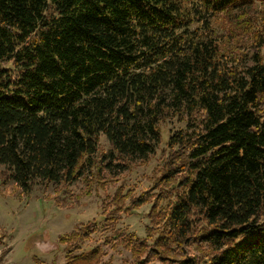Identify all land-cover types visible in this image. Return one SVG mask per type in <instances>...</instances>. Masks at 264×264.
Wrapping results in <instances>:
<instances>
[{
  "label": "trees",
  "instance_id": "16d2710c",
  "mask_svg": "<svg viewBox=\"0 0 264 264\" xmlns=\"http://www.w3.org/2000/svg\"><path fill=\"white\" fill-rule=\"evenodd\" d=\"M163 138L152 187L102 197V221L59 236L64 264H112L84 247L99 232L125 264H264V0H0V166L18 188L100 198ZM147 204L143 239L118 227Z\"/></svg>",
  "mask_w": 264,
  "mask_h": 264
},
{
  "label": "rangeland",
  "instance_id": "374dc122",
  "mask_svg": "<svg viewBox=\"0 0 264 264\" xmlns=\"http://www.w3.org/2000/svg\"><path fill=\"white\" fill-rule=\"evenodd\" d=\"M177 125L164 126V138L168 129ZM158 145L156 153L146 163L138 162L131 170L121 172L119 169L107 174L108 180H118L102 196L95 194L80 198L84 185L81 181L72 184L68 192L53 185L37 183L28 192L18 188L8 179L5 168L0 166V252L5 264H64L67 250L59 244L60 235L69 233L77 227L94 221H102L101 201L105 195H112L115 188L123 184L126 189H133L139 196L152 187L150 178L154 170L164 163L167 155L165 139ZM102 143L110 148L106 140ZM151 205L147 204L138 210L124 214L118 227L128 233H136L141 239L146 235L149 225L147 217ZM101 232L92 236L84 247L90 249L102 246L107 250L105 260L112 259V264H125L129 260L128 252H115L103 244L105 236Z\"/></svg>",
  "mask_w": 264,
  "mask_h": 264
},
{
  "label": "built area",
  "instance_id": "2783aa9c",
  "mask_svg": "<svg viewBox=\"0 0 264 264\" xmlns=\"http://www.w3.org/2000/svg\"><path fill=\"white\" fill-rule=\"evenodd\" d=\"M1 255H2V252H0V260H1ZM0 264H5V263H3L2 261H0Z\"/></svg>",
  "mask_w": 264,
  "mask_h": 264
}]
</instances>
